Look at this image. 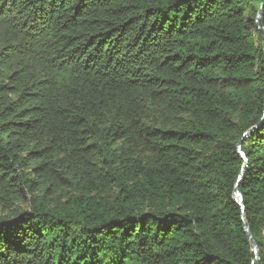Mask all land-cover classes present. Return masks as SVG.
<instances>
[{"label": "trees", "instance_id": "16d2710c", "mask_svg": "<svg viewBox=\"0 0 264 264\" xmlns=\"http://www.w3.org/2000/svg\"><path fill=\"white\" fill-rule=\"evenodd\" d=\"M258 10L0 0V264H264Z\"/></svg>", "mask_w": 264, "mask_h": 264}, {"label": "water", "instance_id": "95a60500", "mask_svg": "<svg viewBox=\"0 0 264 264\" xmlns=\"http://www.w3.org/2000/svg\"><path fill=\"white\" fill-rule=\"evenodd\" d=\"M259 16H260V10H258V12H257V14H256V16H255V28H256V30L263 36V38H264V31H263V29L260 27V25H259ZM241 143V142H240ZM239 146H240V144H239ZM238 146V147H239ZM238 150H239V148H238ZM240 155L242 156V158H243V155L240 153ZM234 196H235V199H237V201H238V205H240V207H241V211H242V213H243V210H242V206H241V204L239 203V201H240V196H239V194H237V193H235L234 194ZM242 222H243V229H244V233H245V235H246V238H247V240H248V242L250 243V245L252 246V249H253V254H254V261H253V264H257V262H258V257H257V248H256V243H255V241H254V239L252 238V236H251V233L249 232V229L247 228V226H246V224H245V222H244V218L242 217Z\"/></svg>", "mask_w": 264, "mask_h": 264}]
</instances>
